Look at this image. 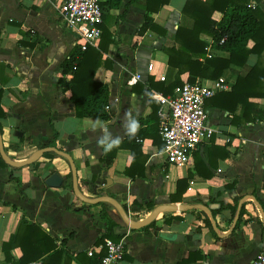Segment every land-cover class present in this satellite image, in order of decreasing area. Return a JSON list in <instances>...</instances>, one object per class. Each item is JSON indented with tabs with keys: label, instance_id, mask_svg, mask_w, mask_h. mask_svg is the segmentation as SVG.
I'll use <instances>...</instances> for the list:
<instances>
[{
	"label": "crops",
	"instance_id": "crops-1",
	"mask_svg": "<svg viewBox=\"0 0 264 264\" xmlns=\"http://www.w3.org/2000/svg\"><path fill=\"white\" fill-rule=\"evenodd\" d=\"M161 2L167 3L160 6ZM185 2L101 0V36L90 46L101 48L94 80L108 88L106 110L111 119L102 121L76 117L70 91L59 84L61 77L71 79V71L62 73V63L80 47L77 34L61 21L56 0H0V108L5 113L0 116V132L5 153L21 161L43 148L40 145L65 151L72 157L82 194L94 197L105 192L126 206L130 217L139 214L130 210L142 205L143 215L135 220L146 218L158 204L182 207L160 213L151 226L129 229L108 204L117 223L115 232L125 244L118 264H250L264 250V96L249 97L250 106L244 109L238 104L233 112L210 101L217 92L231 89L242 72L240 66L230 64L224 69L219 78L226 88L205 100L212 134L191 153L188 164H168L159 146L163 147L158 98L174 93L167 86L176 79L188 81L187 72L178 74L168 66L164 51L176 45L179 27H193V19L182 12ZM248 4L264 12V0ZM221 17L219 10L211 15L215 21ZM144 25L147 28L142 30ZM199 38L205 43L206 57L229 56L211 46L210 35L200 33ZM252 45L249 40L247 47ZM256 60L255 54H249L246 64L252 66ZM150 62L152 72L147 70ZM135 74L140 78L132 81ZM198 78L204 83L217 80ZM130 119L137 123L134 133L126 128ZM105 129L119 144L111 164L102 170L103 147L98 140ZM18 153L23 156L15 158ZM44 154L26 166H0V264H91L87 250L106 231V209L101 203L79 200L68 161L56 153L51 158ZM49 160L51 165L44 167L43 161ZM53 172L64 176L60 187L45 184ZM188 174V187L180 198L172 199L176 181ZM209 197L236 203L235 213L225 208L212 217L199 203ZM146 202L153 206L149 209ZM238 206H243V215L236 226ZM48 251L45 260L32 261ZM21 257L29 261L22 262Z\"/></svg>",
	"mask_w": 264,
	"mask_h": 264
},
{
	"label": "trees",
	"instance_id": "trees-1",
	"mask_svg": "<svg viewBox=\"0 0 264 264\" xmlns=\"http://www.w3.org/2000/svg\"><path fill=\"white\" fill-rule=\"evenodd\" d=\"M249 0H186L182 7V12L190 16L194 23L191 29L179 27L175 34L176 45L173 47L164 48L168 56V66L175 68L178 74L187 72L188 82H194L196 78L218 79L224 69L230 64L238 65L242 68V72L237 76L235 83L229 91L217 92L210 101L214 102L217 107L232 111L236 105L241 104L245 109L250 106L247 102L249 97L264 96V12L259 6H251ZM161 2L159 5L161 6ZM159 6V7H160ZM219 10L222 17L219 21L211 18L213 11ZM147 26H143L145 30ZM200 33H206L211 36V46L217 50L228 52L227 58L223 57H206L205 43L199 38ZM249 40L253 41V45L248 48ZM101 50V48H100ZM91 46L86 50L81 51L80 48L75 49L62 63V73L72 72V77L69 80L61 77L59 84L63 91H70V100L74 105L76 117H94L102 121L111 119V114L106 110L108 105V88L105 84L94 80V73L101 65V52ZM249 54H255L257 60L254 65L246 64ZM204 57L203 61L194 59L193 56ZM75 67V68H73ZM181 81L176 79L173 83L167 86L168 91H172L175 87L181 85ZM1 95V91H0ZM0 116H5V113L0 108ZM1 131V124H0ZM48 145H53V141ZM40 145L39 147H44ZM159 146L162 147V144ZM116 146L105 152L100 158L101 169H106L112 162L115 156ZM53 152H46L45 157H54ZM5 162L0 157V166H5ZM126 172H129L126 170ZM191 177L190 174L186 178L176 181V193L171 196L172 199L180 198L186 190L187 180ZM258 204L262 203L255 197ZM201 205L208 208L213 217L216 212L228 208L232 215L236 211L237 204H227L223 201H217L213 197H209L206 201L199 202ZM217 203V207L211 205ZM149 209L153 206L152 202L143 203ZM105 210L103 216L106 223V231L98 238V242H102L104 238H110L118 241L121 237L120 233L115 232L117 223L109 214V205L101 203ZM127 211V207L124 206ZM264 212V209H263ZM243 215V206L239 211V217L236 220V226L240 223ZM155 221L148 226L153 225ZM206 225H210L207 217L204 218ZM264 230V226H262ZM6 244L3 248L6 250ZM48 252H42L41 255L33 257L32 261L42 259ZM25 254V253H24ZM23 254V255H24ZM22 255V256H23ZM103 255L91 256V264H101L100 257ZM44 259V258H43ZM45 260V259H44ZM20 261H29L21 257Z\"/></svg>",
	"mask_w": 264,
	"mask_h": 264
},
{
	"label": "built area",
	"instance_id": "built-area-1",
	"mask_svg": "<svg viewBox=\"0 0 264 264\" xmlns=\"http://www.w3.org/2000/svg\"><path fill=\"white\" fill-rule=\"evenodd\" d=\"M44 2L46 0H30ZM101 0H56V8L61 21L77 34L76 42L81 51L96 45L101 36L99 24L102 19ZM212 42V41H211ZM207 49V47H206ZM75 68V67H73ZM152 72L153 63L147 65ZM140 78L139 74L132 81ZM164 79L163 76L160 77ZM222 78L204 83L202 79L194 82L184 81L175 87L170 96H159L161 107L158 110L159 136L163 143L165 161L170 165L182 166L189 162L191 153L207 141L212 128L206 123L205 100L215 92L224 90ZM125 251L123 240L104 238L87 250L89 256L102 254L101 264H118ZM250 264H264V250L260 251Z\"/></svg>",
	"mask_w": 264,
	"mask_h": 264
},
{
	"label": "water",
	"instance_id": "water-1",
	"mask_svg": "<svg viewBox=\"0 0 264 264\" xmlns=\"http://www.w3.org/2000/svg\"><path fill=\"white\" fill-rule=\"evenodd\" d=\"M113 122V120H112ZM111 122V123H112ZM46 152H54L62 157H64L71 169V183H72V189L75 194V196L81 200L82 202L88 203V204H97V203H107L113 206V208L117 211L119 217L122 220L123 225L126 228L129 229H139L143 226H146L153 222L155 218L160 214V213H165V212H175L178 210H181L182 207L180 205H177L175 203H162L158 204L153 209L150 211L148 216L142 220H135L132 219L128 211L125 210V208L117 202L114 198L110 197L108 194L105 192H102L101 194L94 196V197H88L82 194V192L79 190L78 184H77V179H76V169L72 160V157L66 153L65 151L59 150L58 148L54 146H46L43 148L36 149L33 151L27 158L24 160L18 161L15 159L10 158L4 151L3 149V144H2V137H1V132H0V157L1 159L9 166L12 167H22L26 166L29 164L34 163L37 161L40 157L43 156L44 153ZM64 183V176L60 175L58 172H53L50 175H48L45 179V184L49 187H60ZM98 189L102 188L103 185L101 186H96ZM217 206V205H215ZM211 207H214V205H211ZM240 206H238L237 213L235 215V219L238 217V211H239ZM262 221L264 223V215H262ZM117 232L118 229H115ZM177 238H181V236H176Z\"/></svg>",
	"mask_w": 264,
	"mask_h": 264
},
{
	"label": "clouds",
	"instance_id": "clouds-1",
	"mask_svg": "<svg viewBox=\"0 0 264 264\" xmlns=\"http://www.w3.org/2000/svg\"><path fill=\"white\" fill-rule=\"evenodd\" d=\"M126 128L130 133H134L137 129L136 121L130 119L126 124ZM98 144L107 152L111 150L113 146L119 144V139H112L110 133L105 129V134L98 140Z\"/></svg>",
	"mask_w": 264,
	"mask_h": 264
},
{
	"label": "rangeland",
	"instance_id": "rangeland-1",
	"mask_svg": "<svg viewBox=\"0 0 264 264\" xmlns=\"http://www.w3.org/2000/svg\"><path fill=\"white\" fill-rule=\"evenodd\" d=\"M22 156L23 155L20 154V153L14 155L15 158H19V157H22ZM39 160H41V158ZM43 163L45 164L44 167L50 166L51 165V160L43 161ZM56 166L61 167L60 163H56ZM141 210H144V207L142 205H137L134 209H131L130 211H136V212H139L140 215H143V212H141ZM127 211H128V208H127ZM139 214L131 215V218L135 219L134 217H138Z\"/></svg>",
	"mask_w": 264,
	"mask_h": 264
}]
</instances>
